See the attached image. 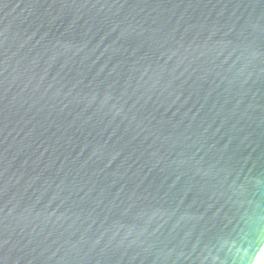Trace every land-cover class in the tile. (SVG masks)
Masks as SVG:
<instances>
[{
    "label": "water",
    "instance_id": "water-1",
    "mask_svg": "<svg viewBox=\"0 0 264 264\" xmlns=\"http://www.w3.org/2000/svg\"><path fill=\"white\" fill-rule=\"evenodd\" d=\"M0 264H264V0H0Z\"/></svg>",
    "mask_w": 264,
    "mask_h": 264
}]
</instances>
